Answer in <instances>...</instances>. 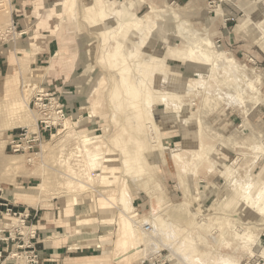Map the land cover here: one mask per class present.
<instances>
[{
  "label": "rangeland",
  "instance_id": "obj_1",
  "mask_svg": "<svg viewBox=\"0 0 264 264\" xmlns=\"http://www.w3.org/2000/svg\"><path fill=\"white\" fill-rule=\"evenodd\" d=\"M23 1L0 0V10L12 8L11 26L0 13V202L6 204L0 230L12 234L16 228L26 239L29 220L24 227H9L18 220L13 205L21 202L44 212L59 209L66 232L77 230L75 237L93 246L101 236L104 246L96 253L110 251L117 263L264 264V254L252 256L264 250V194L256 195L264 186V0H25L29 12L19 23L15 13ZM109 7L121 8V20L142 17L143 24L153 25L141 53L163 60L160 74L152 77L151 101L141 91L137 108L121 92L124 82L107 55L114 45L111 34L103 35L112 26ZM153 22L164 25L165 43ZM169 25L176 29H166ZM204 39L224 55L194 69L185 62L184 49L191 42L201 47ZM50 40L49 59L34 61ZM138 56L126 78L148 81ZM187 79L198 83L179 92L165 89ZM64 83L67 98L80 103L68 115L71 126L53 131L54 139L44 134L35 155L11 153L10 135L36 130L27 127L36 120L35 93L42 88L51 93L50 84ZM52 95L62 103L59 94ZM85 131L99 139L85 147L80 137ZM95 154L101 157L90 170ZM122 190L131 198V209L125 206L130 211L119 204ZM246 191L255 200L262 196L260 208L243 201ZM104 208L107 220L101 218ZM132 212L152 229L146 234L135 227L133 233L136 241H151L148 250L123 233L121 216ZM98 225H103L99 234ZM17 242L8 241L0 261L15 252L11 246Z\"/></svg>",
  "mask_w": 264,
  "mask_h": 264
},
{
  "label": "bare ground",
  "instance_id": "obj_2",
  "mask_svg": "<svg viewBox=\"0 0 264 264\" xmlns=\"http://www.w3.org/2000/svg\"><path fill=\"white\" fill-rule=\"evenodd\" d=\"M117 4V3H116ZM115 4V5H116ZM111 7H115L114 5L111 6ZM11 11H12V8L10 6L8 7H4L3 9L0 10V13L6 15L8 18H9V21H8V24L9 26H11V21H10V14H11ZM105 12L106 10L103 9V7L100 8V14H104L105 15ZM108 14L106 15L108 18H110L111 20V27L109 29H107L106 31L103 32V35L105 34H111V38L114 39V45L112 46V48L110 50L107 51V55H108V58L110 61H112L113 63H116V71H117V74H118V77L119 79H121L123 82H124V85H123V88L122 91L120 90V88H118V90H120L121 92H123L124 94H128L129 95V106L132 107V108H137L138 105H139V101H142L140 97H138V94L141 92V91H144L145 93V97H146V101H148L149 99V94H151L152 91H154V81L152 79L153 76H158L157 74L161 72V69L159 70L158 68H160L159 66L162 65L163 63V60L159 57H153L151 55H148L144 53V55H142L141 53V47L142 45L144 44L143 41H144V38L147 37L146 34H148V31L150 32V28H153V25H149V22H147V24H143V18H134V19H129V20H121L119 18V15L121 14L122 10L120 7H117V8H110L108 9ZM104 15H103V18H104ZM111 15V16H109ZM161 16V15H160ZM160 18V17H158ZM104 21V20H103ZM154 25H156V29L158 28L159 32L161 33V35L164 37L163 38V42L165 43L166 42V39H167V35H166V32H164V25L161 24V23H157V22H153ZM166 29H170V30H174L176 29V26H167ZM6 30V29H5ZM3 31L0 30V33H2ZM8 31H6L7 33ZM158 33V32H157ZM159 34V33H158ZM182 33H179L178 35H181ZM151 35V33H150ZM193 35V33H192ZM153 36V35H152ZM194 36V35H193ZM197 36V35H196ZM119 37V38H118ZM186 37V36H185ZM193 38V37H192ZM150 39V38H149ZM206 39V38H205ZM202 40L203 43H199L197 45H200L201 47H197L196 45L192 44L193 42L190 43V41L188 40V44L189 46L187 47V49H184V54L183 56L184 59H185V62L188 63L189 65H193V68L194 69H197L199 66L198 64L200 65H209L208 63L211 62V61H217V59H220V58H223V53L222 51L221 52H218L216 51L215 47H213L214 43L212 44L208 39L207 40ZM195 41V40H194ZM201 41V40H200ZM155 42V40H154ZM197 42V41H196ZM199 42V41H198ZM187 43V41L185 42ZM184 43V44H185ZM195 43V42H194ZM156 43H154L155 45ZM187 44V45H188ZM197 47V49L195 50L194 47ZM31 47L35 48V50L37 49V45H35V43H31ZM217 47V46H216ZM30 48V49H32ZM34 48H33V51H34ZM155 48V47H154ZM218 50V49H217ZM146 51V50H145ZM168 51L170 53H174L175 50H170L168 49ZM21 52V51H20ZM149 52V51H148ZM17 53V52H16ZM32 53V52H31ZM30 53V54H31ZM35 53V52H33ZM141 53V54H139ZM151 53V52H150ZM32 55V54H31ZM137 55H140L138 56L139 57V60H138V66L141 65L140 67V72L143 73V75L145 76L146 74L149 75L148 77V81H142V80H136V79H129V78H126L128 77L127 74L128 72L132 69V64H130V62L133 60V58H135ZM214 57L216 59H214ZM24 60V56L19 58V62L23 61ZM228 62H232L231 65H233V60H228ZM22 63V62H21ZM135 63L136 60H135ZM211 64V63H210ZM212 65V64H211ZM214 65V64H213ZM215 67V66H214ZM20 68V67H18ZM47 70V69H46ZM213 70V69H212ZM137 71V70H136ZM138 72V71H137ZM199 72V71H198ZM160 76V75H159ZM168 79V78H167ZM179 79V78H178ZM185 84H180V83H177L178 81H176V83L173 85V83H171L172 85L170 86L168 83L166 84V87L165 89H172V87L174 88L173 90H176L178 89V92H179V88H186V89H191L193 86L192 85H195L197 84L196 82L192 81V80H185ZM168 82V81H167ZM170 82V81H169ZM172 82V81H171ZM122 84V82H121ZM200 84V83H199ZM26 85V83H25ZM201 85V84H200ZM158 86V85H157ZM122 88V87H121ZM25 89H26V86H25ZM161 90V89H160ZM169 92V90H168ZM175 92V91H172V93ZM155 93V92H154ZM160 94V93H159ZM174 95V94H173ZM170 96V98H172L171 94L167 93V94H160V98L162 99H168V97ZM176 97V96H175ZM149 101H151L149 99ZM148 101V102H149ZM23 102V101H22ZM23 104V103H21ZM26 104V103H25ZM24 104V105H25ZM17 105V104H16ZM23 106V105H22ZM26 106V105H25ZM14 107V106H13ZM21 108V107H20ZM17 107L14 108V111H17ZM13 111V112H14ZM16 113V112H15ZM12 114V112H11ZM14 114V113H13ZM28 121V120H27ZM64 126V129H66L68 126H71L69 125V122H65L63 124ZM27 127L29 128H35L36 129V125H35V119H33L32 123L31 124H27ZM56 137V134L53 135L51 137V139H54ZM80 137L83 138V141L82 143L84 142V146L87 147L93 143H95V140L99 139V137L97 136H93L92 134V131H85V132H82L80 134ZM48 143V142H46ZM88 143V144H87ZM97 148V147H96ZM175 150V149H173ZM172 150V151H173ZM180 150V149H179ZM180 156L178 152L174 151L173 153V158H175V160H179L180 159ZM100 154H95L94 156H92V163H89V168L90 170H92L93 168H95V163L96 161H98L100 159ZM91 158V157H90ZM172 159V158H171ZM182 159V158H181ZM180 159V160H181ZM179 160V161H180ZM90 161V162H91ZM124 189V188H123ZM264 189V186L262 188L259 189V194H256L257 196H260L261 194H264L262 191ZM258 191V190H257ZM258 193V192H257ZM255 197L256 196H252L250 195L249 191H246V194L243 195L242 199L243 201L255 208H260L258 207V202L260 203V200L262 198L259 197V199L255 200ZM131 198L128 197L127 195V192L122 190V192L119 194V197H118V201H119V204L122 206L121 208H123V212H126V211H130V207L131 206V200H129ZM41 200V199H40ZM42 201V200H41ZM41 201H35L33 203H38V202H41ZM125 206H128L130 209H126ZM105 209V208H104ZM107 212V210H104ZM133 211V210H132ZM259 211V210H258ZM122 213V212H121ZM105 213L103 214L102 213V216H104ZM107 215V214H106ZM123 215L126 217V218H123ZM121 216V220H122V223H123V233L124 234H127V235H131L130 236V239L132 240V244L134 246H137L139 247L140 245H144L145 249L148 250L147 247H149L148 245L151 244V241L149 242V240H146V242H143L141 243L140 241H136V238H134V236L136 235H133L134 233V228H140L142 231H143V227L145 226V224L143 225L142 224V221H140L137 217L136 214H134L133 212L132 213H125ZM6 218V216H5ZM11 220V219H14V218H8V220ZM134 219L136 221H134ZM16 221V223H13V224H10L11 226L9 227H15V226H20L21 224L19 223L18 220L14 219ZM4 223V226L5 227H8L9 224H6V222H3ZM140 224V225H139ZM141 224L143 226H141ZM141 226V227H140ZM136 230V229H135ZM138 231V230H137ZM152 232V230H151ZM150 232V233H151ZM150 233H147V234H150ZM239 233V232H238ZM244 233V232H242ZM247 233V232H246ZM125 236L124 238V242L123 243H127L128 241V236ZM146 235V234H145ZM243 236V235H242ZM146 237V236H145ZM245 237V235H244ZM143 238V237H142ZM149 238V237H148ZM184 239V238H183ZM186 239V238H185ZM138 240H139V236H138ZM153 242V241H152ZM251 243V242H250ZM249 243V244H250ZM252 245V244H251ZM143 247V246H142ZM254 247V246H253ZM244 248H247V247H244ZM249 248V247H248ZM247 248V249H248ZM247 252H250V251H247ZM252 252V251H251ZM250 252V253H251ZM257 253L255 254H252V256H261L264 254V250H258L256 251ZM190 256V254L188 255ZM251 256V255H250ZM13 255H10V257L7 258L8 261L10 260H13ZM250 258V257H249ZM258 259V258H257ZM251 260V259H250ZM223 260H221L222 262ZM221 262H217L218 264H221ZM249 262V260L247 261ZM255 262V261H254ZM216 263V262H215ZM152 264H158L157 261H152ZM223 264V263H222ZM224 264H236L234 263L233 261L231 260H228L227 261H224Z\"/></svg>",
  "mask_w": 264,
  "mask_h": 264
},
{
  "label": "crops",
  "instance_id": "obj_3",
  "mask_svg": "<svg viewBox=\"0 0 264 264\" xmlns=\"http://www.w3.org/2000/svg\"><path fill=\"white\" fill-rule=\"evenodd\" d=\"M26 4L27 2L25 0L17 4L19 8L17 9L15 16L19 18V23L25 19V13L29 12ZM52 46L53 43L51 40L43 45L41 44V47L34 55L33 60L42 62L41 59H49V53L53 49ZM66 86L65 83L62 86L59 84H50L48 89L53 91L51 92L52 94H59L61 101L64 104L65 112L69 115L80 109V107H78L80 103L76 99H68L70 98L68 97L70 90H67ZM15 204L18 205H13L14 210L17 212L26 211L29 215L28 220L35 233L34 239L31 243L34 244L35 248L42 256L41 264H121V262L117 263L114 260L116 254L113 256L110 251L106 252L107 255L104 256L96 253L99 252L98 250L101 251V248L104 246V241H100V238H102L101 236H98V239H95L96 244L93 246L89 245L85 240H80L78 237H75L77 235V230L75 233H73L71 229L66 232V225L68 223L64 222V219L62 218L63 215L59 209L56 208L57 210L53 209L44 212L42 211L44 207H31L21 202ZM5 205L6 204L0 202V211H2L3 206ZM104 210L107 209L101 210V218L107 220L109 218L103 217L108 216L106 215L108 214V210L107 212ZM102 213H105V216H102ZM100 222L102 221L100 220ZM102 228L103 225H98L96 233L99 234V232H102ZM72 237L73 239H71ZM8 247V244H6V247L4 248L2 246L4 250H7ZM7 261L8 260H3L0 261V263L7 264Z\"/></svg>",
  "mask_w": 264,
  "mask_h": 264
},
{
  "label": "built area",
  "instance_id": "obj_4",
  "mask_svg": "<svg viewBox=\"0 0 264 264\" xmlns=\"http://www.w3.org/2000/svg\"><path fill=\"white\" fill-rule=\"evenodd\" d=\"M33 109L36 113V130L35 132H29L28 129L21 128L17 133L10 135L7 146L9 151L13 154H24L28 156L35 155L36 151L42 146L45 137L44 134L49 135L51 138L54 135L53 131L54 133H57L58 129L64 126L63 124L67 119H70V117L66 115L60 99L43 88L39 89L33 97ZM6 212V215H10L12 209L7 208ZM12 214L13 216L18 217L17 219L21 224L18 227H24L25 222L29 219V215L26 211L19 213L13 212ZM15 229L12 233L13 236L10 231L0 230L1 243L8 244L9 240L11 242L15 239L18 240L15 246H11V252L15 251L10 254L13 255L12 259L22 262V264H41L42 256L39 254L34 244L31 243L35 235L34 230H31L32 226H30V231L27 233L26 239L20 231L17 232ZM26 229H29V227ZM151 230L152 229L148 224H145L143 227V232L146 234L150 233ZM6 232L9 235L7 237ZM3 250V248L0 250V259L2 258ZM10 255L8 257H10ZM7 258L4 260H7Z\"/></svg>",
  "mask_w": 264,
  "mask_h": 264
}]
</instances>
